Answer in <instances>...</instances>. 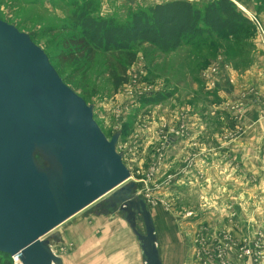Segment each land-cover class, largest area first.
<instances>
[{"label": "rangeland", "instance_id": "obj_1", "mask_svg": "<svg viewBox=\"0 0 264 264\" xmlns=\"http://www.w3.org/2000/svg\"><path fill=\"white\" fill-rule=\"evenodd\" d=\"M168 1L0 0V19L44 48L65 83L94 106L109 139L120 133L126 183L135 182L149 204L166 264H264V203L233 170L228 151L244 145L241 126L249 121V131H264V0H232L249 20L236 35L169 52L143 44L133 63L116 52L77 59V34L66 29L74 10L87 5L97 19L126 23ZM188 1L203 9L212 0ZM120 64L128 81L115 88L110 74ZM111 194L44 237L64 264H144L120 210L97 206Z\"/></svg>", "mask_w": 264, "mask_h": 264}, {"label": "water", "instance_id": "obj_2", "mask_svg": "<svg viewBox=\"0 0 264 264\" xmlns=\"http://www.w3.org/2000/svg\"><path fill=\"white\" fill-rule=\"evenodd\" d=\"M119 137L106 136L30 33L0 19V252L64 264L44 237L112 192L97 206L120 210L145 264H164L149 204L126 183Z\"/></svg>", "mask_w": 264, "mask_h": 264}, {"label": "trees", "instance_id": "obj_3", "mask_svg": "<svg viewBox=\"0 0 264 264\" xmlns=\"http://www.w3.org/2000/svg\"><path fill=\"white\" fill-rule=\"evenodd\" d=\"M88 8L89 5L74 10L72 23L66 29L77 34L73 43L79 47L77 59L89 62L99 52H116L126 54L127 62L133 63L137 58L136 48L143 44L164 52L175 51L183 45L202 42L214 34L236 35L249 24L232 0H212L203 9L188 0L158 3L148 10L135 12L126 23H119L114 18L97 19L88 13ZM67 54V59L73 55L71 51ZM126 69L125 64H120V68L111 71L115 88L128 81ZM162 99L155 98V101ZM0 264H13L11 256L0 252Z\"/></svg>", "mask_w": 264, "mask_h": 264}, {"label": "crops", "instance_id": "obj_4", "mask_svg": "<svg viewBox=\"0 0 264 264\" xmlns=\"http://www.w3.org/2000/svg\"><path fill=\"white\" fill-rule=\"evenodd\" d=\"M249 124H250V121L248 122V125L241 126L245 131H243V134L239 136L240 137L239 139H241L244 145L238 146V148H236L237 143L235 142L232 149L228 148V151L231 153L230 154L231 160H233V163H232L233 164L232 168L234 167L233 170L242 172V176L244 177L243 183L253 186V188L255 189L254 192L256 190L258 191V193H256L255 195L257 201L264 203V147H263L264 146V131H261V130L249 131L248 130ZM252 138L254 139L257 138L260 141L261 143L260 145L261 147H259L260 149H257L256 146H254L257 142H254ZM252 181H255V182L251 183ZM262 222H263L262 223V226H263L264 218ZM261 231L264 234V226L262 228H259V232ZM159 238H160V233H159ZM159 246L161 250V257L163 260V254H162V248H161V238L159 240ZM262 251L264 252V246H263ZM142 259H143V252H142ZM163 262L164 264H166L164 260Z\"/></svg>", "mask_w": 264, "mask_h": 264}, {"label": "built area", "instance_id": "obj_5", "mask_svg": "<svg viewBox=\"0 0 264 264\" xmlns=\"http://www.w3.org/2000/svg\"><path fill=\"white\" fill-rule=\"evenodd\" d=\"M14 264H21V256L19 254L11 256Z\"/></svg>", "mask_w": 264, "mask_h": 264}, {"label": "flooded vegetation", "instance_id": "obj_6", "mask_svg": "<svg viewBox=\"0 0 264 264\" xmlns=\"http://www.w3.org/2000/svg\"><path fill=\"white\" fill-rule=\"evenodd\" d=\"M110 204H106L105 206H104V208H106V209H108V208H110Z\"/></svg>", "mask_w": 264, "mask_h": 264}]
</instances>
